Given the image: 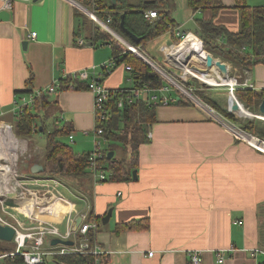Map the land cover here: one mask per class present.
Returning <instances> with one entry per match:
<instances>
[{
    "label": "crops",
    "instance_id": "0c3cea01",
    "mask_svg": "<svg viewBox=\"0 0 264 264\" xmlns=\"http://www.w3.org/2000/svg\"><path fill=\"white\" fill-rule=\"evenodd\" d=\"M77 1L86 5L84 0ZM173 1L170 13L178 24L176 34L198 35L200 19L214 20L232 32L241 28L239 0ZM129 2L137 5L139 0ZM218 5L222 7L215 8ZM97 27L70 0H15L11 9H5L0 0V136L6 146L0 144L2 153L16 147L17 140L8 135L16 102L60 80L62 89L48 100L58 107L62 122L72 126L77 148L83 150L76 151L93 149L89 138L96 125L94 96L87 89L71 88L67 77L84 69H100L114 58L112 44L93 40ZM32 32L37 33L36 38H29ZM80 40L86 43L80 45ZM168 44H174L172 32L149 41L144 52L162 62V49ZM193 46L192 41L189 47ZM120 66L104 78L108 89L131 88L130 72L123 65L129 73V86H123L125 72H118ZM210 72L220 76L216 70ZM232 72L230 68V75ZM247 73L254 90H264V64ZM228 90L217 89L210 97L224 111L230 102ZM156 118L148 143L139 148L134 170L137 179L97 183L89 174L87 185L80 183L75 202L63 190L75 210L100 221L92 242L100 245L106 264H191L192 251L201 252L202 264H220L218 252L224 254L221 264H264V152L236 138L221 120L194 105H160ZM88 139L92 148L83 147ZM116 157L125 155L119 150ZM7 184L8 194L13 195L1 200L0 216L12 219H4L10 225L16 223L15 217L26 219L22 206L30 205L24 203L21 191L26 190V182L17 181L14 189ZM54 191L61 193L58 188ZM110 209L111 217L103 224ZM132 223L135 227L118 230V226ZM255 249L262 253L255 256Z\"/></svg>",
    "mask_w": 264,
    "mask_h": 264
},
{
    "label": "trees",
    "instance_id": "16d2710c",
    "mask_svg": "<svg viewBox=\"0 0 264 264\" xmlns=\"http://www.w3.org/2000/svg\"><path fill=\"white\" fill-rule=\"evenodd\" d=\"M116 1L117 3L113 4L112 0H98L99 16L103 20L111 17L110 26L132 45L139 47L142 52L146 49L149 41L167 32H172L175 44L181 41L174 31L178 24L172 19L170 13L174 4L173 0H139L137 5L130 4L129 0ZM207 1L209 0H202L203 3ZM85 2L87 5H91V1ZM239 2L238 8L241 11V28L239 31H229L223 25L216 24L214 20L200 19L198 21L199 30L197 34L208 52L214 56L220 54L223 60L251 70L257 64H264V7H250L244 0H239ZM220 7L222 6L218 5L215 8ZM149 10H155L157 17L153 19L146 18L145 13ZM122 15L125 16V27L139 37L140 41L132 40L124 32L121 27ZM108 36V34L103 33L97 27L93 33V40H103L112 44L114 59L118 62L116 67L125 65V67L129 66L131 68L129 72L132 86L131 88L122 89H132L133 91L149 89L153 92L152 96H156L158 99L157 102H153L152 99L146 100L142 97H137L132 91L117 95L109 101L107 106L108 114L99 125L103 127L104 137L107 140L104 151L105 157L102 160L107 169L106 181H129L133 179V171L136 170L139 148L142 144L148 143L151 127L156 122V108L162 105L161 101L165 96L163 90L166 87H170V84L132 51L122 50L120 45L110 41ZM120 57L122 58L120 59ZM119 60H122V62H119ZM200 85L195 79L186 84V86L193 88V93L200 90ZM63 88H68V86ZM86 88L85 83H76L75 89ZM172 91L170 93L171 96H173ZM174 91L176 93L175 96L178 95L177 97L173 96L176 98L174 104L190 105V102L183 95L175 89ZM31 93L33 91L29 92V94ZM49 95L50 93H44L34 98L32 105L25 106L21 112L14 114V122H12L15 123L16 133L24 136H31L39 132L46 133L49 122L53 121L56 129L46 133V158L53 165L52 169L56 170L54 174L73 177L83 176L88 179V153H77L69 143L61 140L65 135L70 140V136L75 133L71 125L63 123L61 118H59V115H57L58 107L55 103L48 100ZM122 97L123 105L120 107L119 102ZM128 97H132V101ZM239 97L243 99L248 111L260 113L259 106L264 99V90L246 89L239 93ZM211 102L214 103L213 101ZM214 105L216 104L214 103ZM221 110L227 120L234 122L243 131L264 139V129L261 131L256 128L257 122L255 120L250 122L238 121L232 113ZM96 126H98L97 123ZM112 141L113 143H110ZM119 150L124 153L125 158L118 159L116 157V152ZM109 152H114L112 159L108 158ZM45 171L46 167L44 166L43 172ZM89 219L90 221H96L98 224L100 223L93 216L89 217ZM133 227H135V223L118 226V230ZM91 235V241H93V233ZM10 244L13 245L12 250H9ZM14 245L13 242L0 240V255L13 253L15 250ZM52 261L54 264H98L96 257L92 254L58 255ZM100 261V264H106V256L101 255ZM2 262L3 264H27L21 255H8Z\"/></svg>",
    "mask_w": 264,
    "mask_h": 264
},
{
    "label": "built area",
    "instance_id": "2783aa9c",
    "mask_svg": "<svg viewBox=\"0 0 264 264\" xmlns=\"http://www.w3.org/2000/svg\"><path fill=\"white\" fill-rule=\"evenodd\" d=\"M3 2L5 9H11L12 4L15 0H1ZM22 1H34V0H22ZM75 6H77L80 10H82L94 23L95 26L101 27L103 30H105L110 35H116L121 37L117 31H115L111 26L112 18L108 17L106 20H103L99 16V6L97 4L98 0H84V1H91V5H84L81 2H78L77 0H70ZM145 17L148 19H153L157 17V12L155 10H149L145 13ZM37 33L32 32L28 36L29 38H36ZM177 37L180 38V42L178 44H168L163 47V61L158 62L156 59L149 58L145 55V52H142L139 47H136L132 45V43H126L127 49L135 53L136 55H139L140 58L142 57L143 60L150 64L158 74H160L164 78H169L172 81H175V77L182 78L184 84H182L185 87H182L177 81L172 83L169 79L167 82L170 83L174 88L176 85H178L184 93L192 97V87H188L186 89V84L189 83L192 79H196L201 82V84H207L210 85L207 82L202 81L199 79L195 74L192 72H195L197 74H202L204 76H214L211 74L210 70L204 69L201 70L200 67H196L194 65V61L196 58V50L201 49L203 47V42L201 38L198 35H195L193 33L189 32H178ZM122 40V39H121ZM193 41L194 46L189 47L190 43ZM86 42L83 40L79 41L80 45L85 44ZM122 57H120L121 59ZM156 63V65H159L164 70H162L160 67L153 65V62ZM122 62V60H119V62ZM117 60L112 58L107 63H104L101 65L100 69H97L96 67H93L91 71L89 70H81L76 71L74 73H71L68 77V84L71 86V88H76V83H85L86 89L91 91L94 96V105H95V116H96V123L98 126H96L92 134L94 135L93 140V149L88 153V159H89V174L93 177L95 182H104L107 180V169L105 165L103 164L102 160L105 157V147L107 140L104 137V129L103 127H100L102 121L106 118V115L108 114V104L109 101L114 98L117 95H123L124 93H130L131 91L137 96L142 97L146 100L152 99L153 102H157V97L152 96V91L147 90H135L132 89L124 90V89H108L104 83L103 80L106 78V76L113 70L114 67L117 65ZM127 70H130L131 68L129 66L126 67ZM184 68H190L192 70L191 74L188 72L187 74L183 73ZM193 74V75H192ZM166 77H165V76ZM220 75V74H219ZM174 77V78H173ZM221 78V77H220ZM222 79V78H221ZM229 85L226 87L231 88L230 95L234 94L235 87L239 85L238 79L236 77H228ZM226 79V80H227ZM62 82L63 81H56L53 85L50 87H47L45 89H39L37 91H34L31 95H24L22 96L17 102H16V109L14 110L15 114L21 112L25 106L32 105L34 98L43 95L44 93H56L60 89H62ZM213 86V85H212ZM220 87V86H216ZM249 88L254 89V85H250ZM177 91V89H175ZM171 87L164 88L163 92L165 96L163 97V100L161 101L162 105L168 106L175 102V97L171 96ZM173 92V91H172ZM178 92V91H177ZM179 93V92H178ZM234 96V95H232ZM230 96V97H232ZM130 101H132V97H128ZM235 99V97H234ZM237 101V100H236ZM123 105V97L121 98V101L119 102V106L121 107ZM218 118V117H217ZM221 119L222 123L228 127L238 138L239 140L245 141L246 143L250 144L251 146L261 150L264 152V149H262L260 146L261 144L264 145V141L257 137L253 136L252 134L246 133L238 126H235V124L231 123L230 121H227V119ZM235 126L231 127L232 125ZM148 138H150L148 136ZM250 139H254L257 141L256 143L251 142ZM70 142H74V135L70 136ZM60 183H58L56 180H53L51 187L53 190L51 191V197H45L42 198V195H37L36 189L31 190L30 188H26L31 197L34 198L36 196V199H32V203L29 208L24 207V210H22V214L26 217L28 220V223L25 221H21L17 217H15L16 223L10 224V226L14 227L16 230L14 235V244H15V250L13 253L10 254H4L0 256V264H3V259L8 255H21L24 258V261L27 264H45L48 263L49 258H54L58 255H67V254H92L96 257V262H100V256L104 255V252L100 248V245H98L95 242H92L90 240V234L91 232L93 235H95L98 232L99 224L96 221H90L89 214L86 212H77L74 215L75 212V204L72 201L68 202L70 205H72V208L69 210H66L61 214L60 220H45L42 219L39 215L40 211H43L45 214H50V212L56 211V208L52 207V202H55L56 200H65V198L62 196L61 193L58 191H54L56 188H59ZM50 186V185H49ZM37 188V186H35ZM39 199V200H38ZM41 199V200H40ZM47 207V208H45ZM27 208V209H26ZM80 213V214H79ZM81 217L80 223L76 224L75 221H77V218ZM0 221L5 222L4 219L0 216ZM66 223V228L62 229L61 224ZM53 238H60L63 240H72L74 241L73 246L64 247L61 245H52L51 240ZM259 253H262V250L255 249L254 254L257 256ZM150 256L153 255V253L149 254ZM189 260L191 264H202V254L200 251H192L189 253ZM217 262L223 263L224 262V254L222 252L217 253ZM260 264V263H258Z\"/></svg>",
    "mask_w": 264,
    "mask_h": 264
},
{
    "label": "rangeland",
    "instance_id": "374dc122",
    "mask_svg": "<svg viewBox=\"0 0 264 264\" xmlns=\"http://www.w3.org/2000/svg\"><path fill=\"white\" fill-rule=\"evenodd\" d=\"M245 2L248 5L264 7V0H245ZM99 28H100V31H102L105 34H108L101 27H99ZM108 35H109L108 36L109 40H113L115 43L120 45L122 50L128 51V49H127L128 47H127L126 43H129V41L125 37H123L121 34H119L121 37L116 36V35H110V34H108ZM114 37H116L118 40L122 39L121 43L123 45L120 44V41L114 39ZM123 41H125L126 43L123 42ZM206 53H210V52H208L206 47H204V44H203V47L201 48L200 52L196 51V55L197 56L195 58L194 65L196 67H200L201 70L205 69V56H206ZM145 55L148 56L149 58H151L147 53H145ZM136 56L138 58H140L139 55H136ZM217 57L222 59L220 54ZM140 59L144 63H146L143 60L142 57ZM156 60L158 62H161L160 59L159 60L156 59ZM226 62H228V64H230V68L233 71L232 72V76L231 75H229V76L230 77H236L238 79V83H239V85L235 87L234 94H231L230 96L234 95V96L231 97L232 99L235 97V99L237 100L238 103H241V104L243 103L244 104L243 99H241L239 97V93L245 91L246 89H250L249 86L253 85L252 83L249 82V80H247V74H248L247 71L248 70L246 68H242L240 65H236L233 62H229V61H226ZM147 65L150 66L151 69L156 72L154 67H152L150 64H147ZM153 65L160 67L159 65H156V63H154V62H153ZM160 68L162 70H164L162 67H160ZM118 72H123V73L125 72L124 73L125 82H124L123 86H127L128 87L129 86V82H127V79L129 78V73L125 71L123 65H121L119 67ZM166 78H164V79H166ZM167 79H169V78H167ZM169 80L172 83L177 81L182 87H185V86L182 85V84H184V82H183L182 78H180V77H175V79H174L175 81H172L171 79H169ZM192 80H194V79H192ZM198 82H199V84H201L200 81H198ZM167 83L170 84L169 82H167ZM170 87L173 90V93H175L174 89H177V91L181 95H183L186 98V100H188L190 102L189 103L190 105H194V106H197V107L201 108L202 110L206 111L209 115H211L213 117L227 119L225 117V114H222V112H223L221 110L222 108L220 109V107H217L216 105H214V103L211 102L212 100H211L210 97H211V95H212V93L214 91H217V89H226L227 88V89H229L228 91L230 92L231 88L226 87V86L216 87V86H212V85L201 84L200 87H199L200 90L196 91V93L195 92L191 93L192 96L195 97V99H196L195 100L192 97H190L189 95H187L186 93H184L182 91V89L178 85H176L175 88L172 85H170ZM186 89H187V86H186ZM197 92H198V95H197ZM200 93H202V95H200ZM243 106L246 107V109L248 110V107L245 106V104ZM229 107L226 108L227 109L226 111L228 113H232L235 116V118H237L238 121L241 120L243 122H250V121L255 120L257 122L256 123V125H257L256 128L260 129L261 131L264 129V115H262L260 113H257V111H254V112L249 111L250 113H252L255 116L254 117L246 116V115L240 113V111H233L232 108H231V105ZM12 121L14 122V119H12ZM13 122L9 125V126H11L10 127V131H11L12 135L17 140L16 147H15L16 159H15V162H14L13 165H12L11 161H9L7 159V155H2V151L4 149L3 150L0 149V168L7 167V166H13V171H14L13 173L14 174H12V176H10L11 180H9L10 182H8V183H10L11 186H12L13 183L17 182V181L19 183H25L26 182L25 185H26L27 188H30L31 190L36 189L37 195H42V198H45L46 196L47 197H51V191H52L51 190V184H52L53 180H57V182L59 181L58 183H60V185H61V187H59L58 190L63 194L64 198L66 197L64 192L67 190L70 193L68 195L72 197L71 200L72 201L74 200L73 202H75V199L78 200L77 197L80 196L79 190H81L80 183L87 185V183H88L87 179L85 177H83V176L73 177V176H62V175H59V174H54L56 172V170L52 169L53 165L46 158V154H47V150H46V147H47V134L46 133H48L50 131H54L56 129L55 125H53V121L49 122V124H48L49 127L47 128V132L46 133L39 132V133H36V134H32L31 136H24V135H19L18 133H16L15 123H13ZM58 124H60V123H58ZM60 125H59V127H60ZM235 126L232 125L231 127L235 128ZM76 138H77L76 134H74V142H70V140L68 139L67 135H65V136H63L61 138V140L64 141L65 143H69L70 146L75 150V152H77L76 150L83 151L82 149H78L77 148V144L78 143H77V139ZM89 139H91V141H93L94 140V135L91 134ZM89 139H88V142L85 141L83 143V147L84 148H87V147L88 148H92V145H91ZM110 143H113V141L110 142ZM0 144H1V142H0ZM3 147L5 148L6 146L3 145ZM104 147L106 148L105 145H104ZM0 148H1V145H0ZM77 153H82V152H77ZM119 155H120V153H119ZM35 164H40L43 167L45 166L46 167V171L43 172V173L41 172V173H37V174L32 173L31 172V168ZM2 183H3L2 182V177H1V174H0V201L1 200L3 201L5 198H7L9 196H12L11 194H8V191H6V193L3 192L4 183L3 184ZM35 186H37V188ZM63 190H65V191H63ZM21 191L24 193L23 196L25 198L24 199L25 202H27V201L29 202L30 201L29 204L31 205V203L33 202L32 199H34V198L36 199L37 195L34 196V198H33V197H31V195L29 194L27 189L26 190L22 189ZM3 194H4V196H2ZM2 201L0 202V209H2V205H1ZM55 204H56V206L59 205L57 202ZM77 204H78V207L81 208V204L80 203H77ZM61 206L62 205H59V207H61ZM77 212H79V211L75 210L74 215ZM3 218L5 220H8L9 222L13 221L9 217L6 218V217L3 216ZM23 221L28 223L27 219H23ZM93 237H94V235H93ZM12 242H14V241H12ZM12 249H13V245L10 244L9 245V250H12ZM14 249H15V245H14ZM47 264H54V262L52 261V258L48 259V263Z\"/></svg>",
    "mask_w": 264,
    "mask_h": 264
},
{
    "label": "water",
    "instance_id": "95a60500",
    "mask_svg": "<svg viewBox=\"0 0 264 264\" xmlns=\"http://www.w3.org/2000/svg\"><path fill=\"white\" fill-rule=\"evenodd\" d=\"M113 4H116L117 1L116 0H112ZM124 18L125 16L122 15V20H121V27L123 28L124 32L134 41L138 42L140 41V38L137 37L135 34H133L132 32H130L126 27H125V22H124ZM26 46H27V42L25 41L23 43V48L26 49ZM205 66H206V69L208 70H216L219 74H220V77L222 79H227L230 75V67L229 65L224 62L223 60L221 59H218L216 57H214L213 54L211 53H206V56H205ZM178 99H180L178 97ZM230 101H232L231 103V108L233 111H240L241 110V106L240 104L236 101V99H232L230 97ZM259 110H260V114L264 115V99L262 100L260 106H259ZM42 130V129H41ZM114 156V152H109L108 153V158L109 159H112ZM44 170V167L40 164H35L32 168H31V172L34 173V174H37V173H41L43 172ZM133 178L134 179H137V172L136 171H133ZM13 195V194H11ZM111 214H112V209H110L107 213V215L102 219V223L103 224H107L110 217H111ZM81 221V217H78L77 218V221H76V224L80 223ZM15 232L16 230L14 229V227L8 225V224H5L3 222H0V240L1 241H4V242H12L13 239H14V235H15ZM51 244L52 245H61V246H64V247H69V246H73L74 245V241L72 240H63V239H60V238H53L51 240Z\"/></svg>",
    "mask_w": 264,
    "mask_h": 264
},
{
    "label": "bare ground",
    "instance_id": "6f19581e",
    "mask_svg": "<svg viewBox=\"0 0 264 264\" xmlns=\"http://www.w3.org/2000/svg\"><path fill=\"white\" fill-rule=\"evenodd\" d=\"M214 70V69H213ZM190 73L191 74V72H192V70L190 69V68H184L183 69V73L184 74H187V73ZM211 72H213V71H211ZM193 74H195L199 79H201L202 81H204V82H207V83H209L210 85H213V86H228L229 85V80L227 79V80H225V79H221L220 78V76H218V75H215V76H211V77H208V76H204V75H202V74H197V73H195V72H192ZM192 74V75H193ZM232 76V75H231ZM192 98L193 99H195V97L194 96H192ZM196 100V99H195ZM198 101V100H197ZM231 103H232V101H230V102H228V105L230 106L231 105ZM240 104V106H241V110H240V113H242V114H244V115H246V116H251V117H254L255 115H253L252 113H250L247 109H246V107H244L241 103H239ZM230 108V107H229ZM3 131H4V128L2 129V132H1V135H2V133H3ZM11 132V131H10ZM8 135H12V133L11 134H8ZM14 137V136H13ZM11 139V138H10ZM4 138L3 139H1V136H0V142H2L1 143V145H2V147H3V145H4ZM12 140V139H11ZM15 140H16V138H15ZM249 140L251 141V142H253V143H256L257 141H255L254 139H250L249 138ZM13 141V140H12ZM258 143V142H257ZM262 149H264V145L263 144H261V146H260ZM1 149V148H0ZM14 150H12V149H10V151L7 153V154H4V153H2V155H7V159L9 160V161H11V163H12V165L14 164V162H15V159H16V154H15V148H13ZM2 150V149H1ZM0 174H1V177H2V182L4 183V190H3V192H5V191H7L8 190V182H10L9 180H11V178H10V176H12V174H13V166H7L6 168H0ZM14 182V181H13ZM2 183V184H3ZM17 184H16V182H14L13 183V189L15 188V186H16ZM3 186V185H2ZM11 188V189H12ZM2 194V193H1ZM16 196V195H15ZM23 196V195H22ZM6 199V198H5ZM18 201V200H17ZM32 202V201H31ZM58 203L59 205H62L61 207H59V205H57L56 206V204L55 203ZM15 203V202H14ZM23 203V202H22ZM24 203H26V202H24ZM30 203V201L28 202V204ZM19 204V203H18ZM21 205V204H20ZM30 205V204H29ZM24 207H26V204H25V206L23 205L22 206V209L24 210ZM52 207H54V208H56V211H54V212H50V214H45L43 211H40L39 212V215H40V217L42 218V219H45V220H54V221H56V220H60L61 219V214H63V212L64 211H66V210H69V209H71L72 208V205H70V203L68 202V201H66V199L65 200H56L55 202H52ZM45 208H47V207H45ZM27 209V208H26ZM16 210H18V209H16ZM25 211V210H24Z\"/></svg>",
    "mask_w": 264,
    "mask_h": 264
}]
</instances>
